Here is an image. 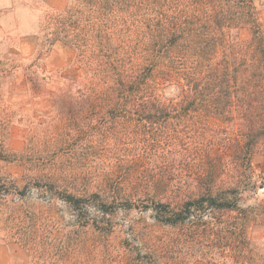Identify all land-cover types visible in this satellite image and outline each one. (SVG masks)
Masks as SVG:
<instances>
[{"label":"trees","instance_id":"obj_1","mask_svg":"<svg viewBox=\"0 0 264 264\" xmlns=\"http://www.w3.org/2000/svg\"><path fill=\"white\" fill-rule=\"evenodd\" d=\"M45 24L46 51L66 44L86 73L59 91L56 110L66 136H81L88 116L103 115L126 120L125 146L146 155L180 147L186 156L122 163L93 178L86 164L56 163L37 188L59 190L80 226L93 208L107 220L118 204L152 207L161 224L180 231L159 243L143 234L154 254L185 245L204 264H264L254 245L264 228L258 197L264 171L255 163L264 143V24L255 0H69ZM169 86L180 90L178 98L164 99ZM220 118L248 126L217 143L218 133L206 125L215 128ZM134 119L136 127L159 132L133 137L126 129ZM19 219L17 234L34 264L56 256L51 237L34 242L40 220Z\"/></svg>","mask_w":264,"mask_h":264},{"label":"rangeland","instance_id":"obj_2","mask_svg":"<svg viewBox=\"0 0 264 264\" xmlns=\"http://www.w3.org/2000/svg\"><path fill=\"white\" fill-rule=\"evenodd\" d=\"M18 1L34 11L44 9L41 0ZM255 2L264 24V0ZM46 18L45 15L37 37L30 41L22 35L16 12L0 11V243L18 264H34L30 246H25L17 234L21 215L27 225L28 218L40 220L35 243L51 237L48 243L56 256L50 258L47 254L42 264H204L185 245H164L160 254L145 247L143 234H150L159 243L180 232L161 224L152 207L148 209L137 202L132 209H126L118 204L107 220L93 208L89 220L85 216L80 226L73 211L60 199L59 190L53 194L48 187L37 188V183L45 186L50 167L56 163L86 164L87 176L93 178L103 177L122 163L144 160L156 164L169 159L180 161L186 156L180 147L152 150L146 155L141 149L125 146V129L121 124L126 120L115 121L103 115L88 116L90 125L81 136H66L68 129L60 124L56 110L59 91L72 80L81 81L86 73L76 63L75 50L66 44L60 42L46 51ZM250 36L249 31L242 32L243 39ZM21 49L27 53L18 56ZM30 49L33 50L29 52ZM47 93L52 97L43 96ZM179 93L174 86L161 92L166 100L178 98ZM128 121L133 124L126 130L133 137L159 132L157 127H136L137 119ZM242 126H248V121L237 119L228 123L226 118H220L215 128L206 125L218 133L217 143L224 133L236 135ZM262 149L255 159L258 173L264 171V143ZM258 197L264 200V190ZM104 220L106 224L101 222ZM254 237L256 249L264 255V228Z\"/></svg>","mask_w":264,"mask_h":264},{"label":"crops","instance_id":"obj_3","mask_svg":"<svg viewBox=\"0 0 264 264\" xmlns=\"http://www.w3.org/2000/svg\"><path fill=\"white\" fill-rule=\"evenodd\" d=\"M44 3V9L31 10L25 4H20L18 0H0V11L13 9L16 12L19 28L22 31L23 37L30 38V41H33L39 32L41 27V22L44 16L49 12L63 13L68 7L69 0H41ZM24 32V33H23ZM33 49H30L31 52ZM27 53L25 49H21V52H18V56H21V53ZM53 54V50L48 53L46 56L47 63ZM54 69H52L53 72ZM16 77V75H15ZM17 78V77H16ZM50 83V82H49ZM44 97H52L49 93L43 95ZM1 144V142H0ZM0 264H18L17 260L12 259L10 252L7 247L0 243Z\"/></svg>","mask_w":264,"mask_h":264}]
</instances>
